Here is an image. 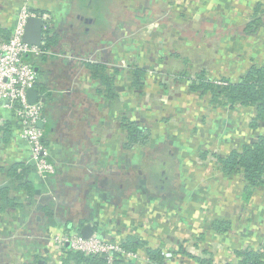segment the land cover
Returning a JSON list of instances; mask_svg holds the SVG:
<instances>
[{
    "label": "crops",
    "instance_id": "crops-1",
    "mask_svg": "<svg viewBox=\"0 0 264 264\" xmlns=\"http://www.w3.org/2000/svg\"><path fill=\"white\" fill-rule=\"evenodd\" d=\"M23 5L47 15L43 45L54 38L33 63L40 128L57 167L12 180L6 170L29 164V149L13 120L8 141L0 130V187L9 186L0 195V264H66L68 246L54 237L86 223L107 240L137 244L138 257L122 264H157L146 248L173 253H161V264H200L190 251L216 240L258 250L264 261V184L247 190L241 174L205 156L253 142L264 123L250 127L252 107H214L174 77L191 72L184 66L194 48L203 60L195 71L211 78L236 80L264 63V0H0V27L11 32ZM254 17L262 25L248 35ZM89 62L113 75L114 96ZM134 67L145 73L139 87ZM126 120L149 129L147 143H129Z\"/></svg>",
    "mask_w": 264,
    "mask_h": 264
},
{
    "label": "trees",
    "instance_id": "trees-1",
    "mask_svg": "<svg viewBox=\"0 0 264 264\" xmlns=\"http://www.w3.org/2000/svg\"><path fill=\"white\" fill-rule=\"evenodd\" d=\"M261 7V4L257 6L256 13L261 10ZM261 23L259 17H254L253 20L244 25L243 30L248 35L253 34L256 27L262 25ZM11 32L0 27V39L5 41L8 40L11 36ZM46 39L45 44L41 46L43 49L54 43V38L52 36ZM87 68L91 76L98 79L101 85L108 90L110 96H114V78L113 75L107 72V67L100 63L89 62L87 63ZM132 72L134 75L132 84L136 87L141 86L145 76L144 70L134 67L132 68ZM174 75L175 78L186 79L188 81V90L200 96L207 97L208 103L214 107H252L254 115L250 120V127L257 128L260 123H264V63L251 62L247 69L242 72L236 80L227 76L211 78L207 75L205 69L190 73L181 71ZM125 124L130 144L140 142L144 145L147 143L149 140V129L147 127L140 126L134 121L129 120H126ZM15 126H17L16 123ZM10 127V121H5L0 125V130L2 131L3 140L5 142L8 141L11 134ZM205 153L202 152V155ZM211 154L216 157V169L224 174H241L246 181L247 190L264 184V134L259 135L253 142L243 144L239 149L232 150L227 155H218L214 152ZM32 170H34V168L31 164L26 165V163L19 161L9 167V169L6 170V174L10 175L12 180L17 181L20 180V176L25 172H31ZM8 187V185L1 186L0 195L6 196ZM224 224L225 222L220 220L213 222V226L216 229H220ZM196 239L198 241L199 238ZM122 245L125 249L132 251H136L138 248L137 244L133 241L122 242ZM236 252L242 256V259L237 264H264L262 253L258 250L248 248L237 250ZM146 255L149 260L157 264H161L163 261L160 249L146 248ZM195 258L200 264H204V261L208 264L210 261L197 256H195ZM124 262L130 263V260L122 256H117L111 264H122ZM65 263L110 264L103 257L86 254L73 250L70 247L65 248Z\"/></svg>",
    "mask_w": 264,
    "mask_h": 264
},
{
    "label": "built area",
    "instance_id": "built-area-1",
    "mask_svg": "<svg viewBox=\"0 0 264 264\" xmlns=\"http://www.w3.org/2000/svg\"><path fill=\"white\" fill-rule=\"evenodd\" d=\"M30 16H40L42 19L47 17L23 5L11 36L6 41H0V125L8 120L17 124L20 137L28 145L27 161L44 178L54 174L57 166L48 158L45 133L38 125V122L45 119L44 105L40 100L30 103L27 91L36 87L38 82L33 60L48 54V50L23 41L24 24ZM54 241L62 246L69 244L68 247L73 250L103 257L110 264L117 256L129 259L138 257L136 252L125 249L119 240H106L98 232L89 237H84L79 232L63 233L55 236ZM244 249L247 248L240 250ZM202 251L190 252H194L199 258L210 260L208 264H237L242 259L239 253L230 250L226 243L219 240L210 242ZM161 253L166 259L173 257L171 251L162 250Z\"/></svg>",
    "mask_w": 264,
    "mask_h": 264
},
{
    "label": "water",
    "instance_id": "water-1",
    "mask_svg": "<svg viewBox=\"0 0 264 264\" xmlns=\"http://www.w3.org/2000/svg\"><path fill=\"white\" fill-rule=\"evenodd\" d=\"M22 39L24 42L41 47L44 42V20L40 16H30L26 19L24 24V32ZM27 98L30 103H35L39 99L38 89L36 87L29 88L27 91ZM41 125V122H38ZM82 236L89 237L93 234L91 224L86 223L81 229ZM69 246V244H67Z\"/></svg>",
    "mask_w": 264,
    "mask_h": 264
},
{
    "label": "rangeland",
    "instance_id": "rangeland-1",
    "mask_svg": "<svg viewBox=\"0 0 264 264\" xmlns=\"http://www.w3.org/2000/svg\"><path fill=\"white\" fill-rule=\"evenodd\" d=\"M193 43V42H192ZM200 50V48H198V49H195L194 48V52H191V58H193L192 60H191V64L190 65H188V64H185V66H184V70H190L191 72L192 71H195L196 70V68H199L198 66V64H201V62H203V60L200 58V53L198 52ZM194 54H196V55H194ZM207 62H210V61H207ZM195 63V64H194ZM191 65H194L193 67L191 66ZM174 66V65H173ZM172 65H170V70H172V69H175L177 66H174L173 67ZM213 66V65H212ZM190 67H192L191 69H190ZM211 67V65L207 68V70L209 69ZM179 70H181V69H179ZM210 70V69H209ZM176 90H177V88H176ZM195 112V111H194ZM188 118H191V116H189ZM179 122H176L175 123V125H177ZM212 154H207L206 155V157L207 156H211Z\"/></svg>",
    "mask_w": 264,
    "mask_h": 264
}]
</instances>
